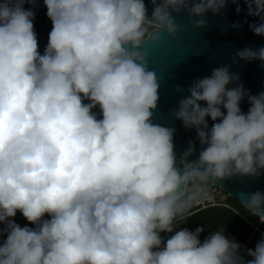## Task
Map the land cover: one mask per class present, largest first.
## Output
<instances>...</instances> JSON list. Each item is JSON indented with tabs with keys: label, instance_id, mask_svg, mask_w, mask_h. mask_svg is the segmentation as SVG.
Listing matches in <instances>:
<instances>
[{
	"label": "clouds",
	"instance_id": "1",
	"mask_svg": "<svg viewBox=\"0 0 264 264\" xmlns=\"http://www.w3.org/2000/svg\"><path fill=\"white\" fill-rule=\"evenodd\" d=\"M44 2L53 27L43 55L25 0L0 3V264H245L222 231L201 243L202 228H185L163 248L160 233L187 218L202 184L264 170V92L249 95L244 114L245 91L226 87L238 79L226 67L197 80L174 115L206 147L189 163L190 147L180 171L174 129L151 122L159 84L141 51L161 30L179 31L173 11L203 17L226 0H152L151 20L143 0ZM244 2L264 21V0ZM250 27L264 35V22ZM238 55L264 61V48ZM206 117L221 122L209 130ZM243 205L264 222V194ZM17 211L37 227L9 220ZM248 255L264 264V240Z\"/></svg>",
	"mask_w": 264,
	"mask_h": 264
},
{
	"label": "water",
	"instance_id": "2",
	"mask_svg": "<svg viewBox=\"0 0 264 264\" xmlns=\"http://www.w3.org/2000/svg\"><path fill=\"white\" fill-rule=\"evenodd\" d=\"M4 0H0L3 3ZM147 9V18L152 19V13L156 5L152 0H143ZM161 0H157V4ZM24 8L34 12V31L38 42V51L44 54L48 44L49 34L52 31V21L47 16V7L44 0H25ZM191 2L189 7H191ZM248 4L244 0H226L224 8L214 14L211 10L203 14V17L194 16L187 9L171 13L179 31L170 35L161 30V40L152 43L146 41L141 46V51H147V65L150 71L156 74L159 84V100L153 110L151 122L155 125L174 129L173 144L176 157L175 167L182 171L181 160L184 153L194 148L192 155L186 162H192L199 158L200 152L206 147L202 145L197 129L185 127L182 120L177 119L174 113L179 110L181 100L189 98V89L197 80L210 77L214 69L226 67L231 76L238 79L232 81L226 87L232 89L240 85L245 91L244 98L240 102L241 112L247 114L251 107L249 95L257 96L264 92V61L260 59H241L238 53L244 49L258 51L264 48V35H256L251 25H257L261 18L248 14ZM253 9L255 5L253 4ZM237 8L240 9L237 13ZM261 15H264L262 13ZM205 21L204 26L196 27L195 21ZM152 30H155L152 29ZM91 103L87 99L82 101ZM201 107H206V102H200ZM226 115L227 111L221 107ZM97 119H102V110L99 105L92 109ZM209 130L214 123L206 117ZM231 197L241 203L255 193L264 194V170H260L257 176L234 175L222 180H216Z\"/></svg>",
	"mask_w": 264,
	"mask_h": 264
},
{
	"label": "trees",
	"instance_id": "3",
	"mask_svg": "<svg viewBox=\"0 0 264 264\" xmlns=\"http://www.w3.org/2000/svg\"><path fill=\"white\" fill-rule=\"evenodd\" d=\"M238 208L235 210L226 206H210L186 216L185 220L177 221L174 224L173 232L160 233L162 239L161 248L165 246L167 239L174 235L176 231L185 228L192 232H195L198 227L202 228L203 231L199 235L201 243L218 231H222L229 240H246L254 230L253 224L258 225L264 230V223L260 221L258 216L253 215L250 211H241L244 209H240V205ZM241 213H244L245 217ZM253 238L260 239L262 238V234L256 231Z\"/></svg>",
	"mask_w": 264,
	"mask_h": 264
},
{
	"label": "built area",
	"instance_id": "4",
	"mask_svg": "<svg viewBox=\"0 0 264 264\" xmlns=\"http://www.w3.org/2000/svg\"><path fill=\"white\" fill-rule=\"evenodd\" d=\"M201 189L202 191L198 195L197 200L194 202L193 206L185 213V216L191 215L196 211L210 206H226L233 208L228 200L230 194L218 183L210 181L207 184H202ZM253 226L254 230L246 240L234 239V241L240 246L238 255L243 258L245 264H247L248 260L253 259V257L248 255V250H254L257 243L261 240H264V230L256 224H253ZM256 231H259L262 234V238H253L254 232Z\"/></svg>",
	"mask_w": 264,
	"mask_h": 264
},
{
	"label": "flooded vegetation",
	"instance_id": "5",
	"mask_svg": "<svg viewBox=\"0 0 264 264\" xmlns=\"http://www.w3.org/2000/svg\"><path fill=\"white\" fill-rule=\"evenodd\" d=\"M42 219L50 220L51 216H49L48 214H45V216ZM9 220L14 221L20 227H28L32 229H35L37 227V225H34L30 223L29 221H27V219L22 215V213H17L15 217H10ZM7 235H8L7 221L0 222V245H2L6 241Z\"/></svg>",
	"mask_w": 264,
	"mask_h": 264
},
{
	"label": "rangeland",
	"instance_id": "6",
	"mask_svg": "<svg viewBox=\"0 0 264 264\" xmlns=\"http://www.w3.org/2000/svg\"><path fill=\"white\" fill-rule=\"evenodd\" d=\"M152 29H154V27H153ZM152 29H150V30H152ZM228 200H229V202H230V205H232L234 209L238 208V206L240 205V209H244V210H241V211H249V210L243 205V203H241L240 201H238V199H236V198L230 196ZM235 207H236V208H235ZM233 208H232V209H233ZM238 209H239V208H238ZM17 213H21V212L17 211ZM241 215H242L243 217H245L244 213H241ZM263 223H264V222H263Z\"/></svg>",
	"mask_w": 264,
	"mask_h": 264
}]
</instances>
